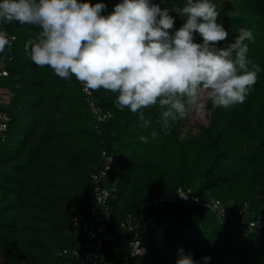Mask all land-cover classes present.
<instances>
[{
  "label": "trees",
  "instance_id": "obj_1",
  "mask_svg": "<svg viewBox=\"0 0 264 264\" xmlns=\"http://www.w3.org/2000/svg\"><path fill=\"white\" fill-rule=\"evenodd\" d=\"M89 2L107 4V15L120 0ZM152 2L175 17L174 29L184 23L176 13L184 0ZM234 2L238 10L226 13L221 24L229 40L241 27L253 31L248 55L261 68L257 82L242 104L222 109L208 102L207 122L183 138L178 119L162 130L158 106L144 109L150 124L142 127L128 109L118 110L116 94L104 89L93 93L111 116L97 132L76 78L62 79L26 55L25 44L39 29L3 22L15 39L5 49L11 59L2 79L10 121L0 143V264H80L57 251L83 243L71 217L93 201L90 172L102 147L113 154L109 181L116 185L111 201L116 220L127 212L149 214L154 194L179 185L232 206L246 201L250 213L264 215V0ZM157 209L146 232V252L129 255L120 249L111 253L110 264H176L181 249L196 264H205L206 256L207 264H264V237L249 238L242 229L223 225L208 206L175 202Z\"/></svg>",
  "mask_w": 264,
  "mask_h": 264
},
{
  "label": "clouds",
  "instance_id": "obj_2",
  "mask_svg": "<svg viewBox=\"0 0 264 264\" xmlns=\"http://www.w3.org/2000/svg\"><path fill=\"white\" fill-rule=\"evenodd\" d=\"M106 10L107 4L89 0H0V21L37 27L25 44L32 62L62 79L74 76L86 92L116 94V108L135 114L142 127L150 124L144 109L158 106L167 132L177 119L202 118L208 102L222 109L244 103L257 82L261 68L248 55L253 31L241 27L229 40L212 0H184L178 29L168 9L152 0H120ZM14 39L0 31V53ZM134 244L133 255L145 253ZM176 264L196 262L181 249Z\"/></svg>",
  "mask_w": 264,
  "mask_h": 264
},
{
  "label": "built area",
  "instance_id": "obj_3",
  "mask_svg": "<svg viewBox=\"0 0 264 264\" xmlns=\"http://www.w3.org/2000/svg\"><path fill=\"white\" fill-rule=\"evenodd\" d=\"M0 31L14 37L6 31L3 21H0ZM11 55L6 51L0 53V143L6 139L10 115L6 110L9 102L2 79L9 74L7 67ZM94 118V128L100 132V124L108 120L111 111L103 109L97 102L93 92H86L78 82ZM113 154L105 147L100 149L99 163L90 172L93 201L89 207L71 217L74 231L83 238L80 245L62 247L58 254H69L80 261V264H110L109 256L120 249L133 255L134 242L139 241V247L147 250L146 232L150 228L159 211L157 207H167L175 202L189 205L208 206L216 214L218 220L229 228L242 229L244 233L253 234L258 238L264 237V215L250 213L247 202L240 206H232L216 196H199L189 187L177 186L174 190L154 194L151 203L154 210L147 215L134 216L127 212L119 219L113 218L112 199L116 196V185L109 181ZM161 205V206H160ZM146 252V251H145Z\"/></svg>",
  "mask_w": 264,
  "mask_h": 264
},
{
  "label": "rangeland",
  "instance_id": "obj_4",
  "mask_svg": "<svg viewBox=\"0 0 264 264\" xmlns=\"http://www.w3.org/2000/svg\"><path fill=\"white\" fill-rule=\"evenodd\" d=\"M218 10L220 11V15L218 18V23H221L222 17L226 13L235 12L238 10L237 5L235 4L234 0H216L215 2ZM196 42H200L201 38L197 34L195 37ZM207 115L208 111L206 110V114L202 118H197L195 115H190L188 118L185 119H178L180 129H179V135L181 138L188 137L190 135H193L197 132L198 125L200 123H206L207 122ZM250 238V234L247 235Z\"/></svg>",
  "mask_w": 264,
  "mask_h": 264
}]
</instances>
